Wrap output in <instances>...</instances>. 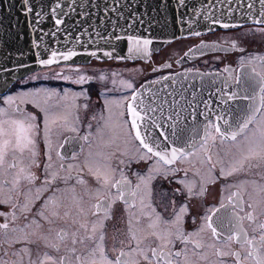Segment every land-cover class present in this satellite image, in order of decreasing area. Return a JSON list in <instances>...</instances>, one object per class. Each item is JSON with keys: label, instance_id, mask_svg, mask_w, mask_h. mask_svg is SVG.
Masks as SVG:
<instances>
[{"label": "flooded vegetation", "instance_id": "obj_1", "mask_svg": "<svg viewBox=\"0 0 264 264\" xmlns=\"http://www.w3.org/2000/svg\"><path fill=\"white\" fill-rule=\"evenodd\" d=\"M199 45L206 47L196 55L184 56L187 50ZM258 57H264V25H244L172 39L143 60L90 58L82 63L50 64L26 72L14 80L0 93V108L11 112L12 108L19 106L37 117V155L35 164L30 169L37 179L33 184L22 180L13 188L12 181L18 167L27 165L31 154L28 151L23 155L19 152L9 153L4 169H0V181L6 182V187L0 191V201H4L0 202V213H3L0 215V225L8 224L7 230L0 229V257L10 262L15 261L17 257L12 253L27 247L31 251V259L37 264H40L45 253L53 258L54 264H60L62 258L65 264H77L76 257L87 255L89 249L95 246V241L84 240V243H80L79 240L91 234L93 223L100 219H103V228L96 224L95 240H98L102 232L107 254L115 257L120 249L127 250L125 245L128 242L130 221L133 231L141 229L137 235L143 236L152 231L147 225L159 214L161 219L156 231H174L171 222L175 220L180 208L186 206L187 210L182 215L179 226L186 234L194 233L205 223L204 218L212 215L210 210L220 209L213 220L227 215L226 209H231L228 198L233 193H239V197L234 198L233 202L236 199L243 200L244 210L240 215L253 212L255 217L254 222L245 219L243 227L250 236H258L259 232L254 233L252 229L264 223V191L261 190L264 186V160H253L250 162L252 167L246 166L244 170L232 175L226 173L233 160L239 158L241 151L246 148L244 136H252L254 132L259 135L257 130L264 129V109L256 114V120L249 124L245 134L233 141L216 133L215 127L209 126H218L217 117L204 113L201 105L194 110L193 106L182 103L174 108L167 104H156L155 111H151L145 102H141L142 107L138 111L143 120L138 121V124L144 133L170 131L175 134H190L204 125L203 135L192 144L193 147L184 149L190 154L178 158L170 165L158 162V157L151 154H148L149 159L140 158L146 150L135 138V130L131 127L132 117L127 111L132 94L141 86L179 72H217L236 81L238 70L243 66L264 71V61ZM82 76L85 78L83 81L80 80ZM128 83L132 88L125 86ZM149 91L157 92L156 89ZM36 93L39 95L36 96ZM22 96L35 100L40 107H35L33 103H21ZM9 97L16 98L11 107L6 103ZM152 98L159 102L166 99L164 96ZM41 109H46L56 117L67 115L76 131H67L62 126V120L50 123L49 148L45 142L44 112ZM202 116H205V120L201 123ZM206 126L211 136L207 139V146L201 147ZM229 130L228 123H225V128H221L222 133ZM57 151L64 157L63 160L57 157ZM49 154L51 161L48 160ZM13 160L18 167L9 169L8 165ZM49 163L52 165L49 171H57L59 176L53 183L45 185L42 182L46 176L45 166ZM61 164L65 170L60 169ZM69 165L73 166L70 171L67 170ZM98 167L102 173L108 171L113 182L119 180L123 173L130 181L129 185H125L126 188L135 189L137 184L140 185L134 207H129L125 202L132 201L130 196L121 200L117 198L116 188L101 187L102 181L98 183L93 175ZM157 168L160 169L159 172L155 171ZM149 175L154 178L148 180ZM65 177H69L67 182ZM140 177L145 178L144 183ZM77 178L85 183H78ZM37 189H40L39 193ZM50 197L56 200L58 206L49 203L44 208ZM26 202L30 210H22ZM101 202L110 203V218L104 219L103 213L97 211L95 205ZM222 202L226 208L220 207ZM149 204L151 207H147ZM249 204L253 207L249 208ZM41 210L44 211L43 217L38 215ZM53 211L59 215L53 217ZM65 212L68 213L67 216ZM137 218L139 224H136ZM32 221L36 223L33 224ZM82 224L86 225L87 232L81 227ZM25 225L29 227L25 228ZM12 229L16 231L13 232ZM33 232L36 235H29L33 243H12L22 238L24 233ZM73 234L76 244H73ZM40 236L47 237V240L38 239ZM198 239L208 245L216 238L206 230L199 237H192L187 245L188 249H193ZM46 243L58 247H46ZM183 247L177 242L173 251ZM231 248L233 251H240L238 244L233 243ZM202 251L207 253V260L192 256L189 252L193 264H210L217 260L214 249L205 247ZM223 259L226 264H235L231 257ZM53 261L47 264H53ZM23 264H29L28 256H24ZM246 264H254V261L248 260Z\"/></svg>", "mask_w": 264, "mask_h": 264}, {"label": "water", "instance_id": "obj_2", "mask_svg": "<svg viewBox=\"0 0 264 264\" xmlns=\"http://www.w3.org/2000/svg\"><path fill=\"white\" fill-rule=\"evenodd\" d=\"M244 25H264V0H27V4L0 0V93L26 72L50 65L42 61L52 59L53 52L57 55L52 64L90 58L143 60L172 39ZM130 36L151 41L147 55L129 53ZM205 47H192L184 56L196 55ZM69 52L75 55L63 59ZM250 73V68H240L238 84L217 72H179L141 86L132 96L151 111L156 104L174 108L182 103L194 110L201 105L204 113L217 117L220 128L225 123L235 128L249 105H259L258 89L245 92ZM244 95L250 98L242 99ZM153 96L166 99L159 102ZM204 120L202 116L200 122ZM202 126L190 134L150 135L158 138L162 150L186 149L203 135Z\"/></svg>", "mask_w": 264, "mask_h": 264}, {"label": "snow or ice", "instance_id": "obj_3", "mask_svg": "<svg viewBox=\"0 0 264 264\" xmlns=\"http://www.w3.org/2000/svg\"><path fill=\"white\" fill-rule=\"evenodd\" d=\"M24 2L25 4H27V0H24ZM181 2H183V0H181ZM27 11L30 12L31 8L29 7ZM59 23H62V21L57 20V24ZM257 23H260V21H257ZM224 26L227 27V25ZM117 39H120V37H117ZM128 40L131 45L129 48L130 54L143 53L147 55L148 46L151 44L150 40H141L139 38L131 36L128 37ZM56 55L57 54L53 52L52 59L42 61V63H54L56 60ZM73 55H75V53L69 52L67 55H63V59L67 60ZM258 59L264 61V57H258ZM84 79L85 78L83 76L80 77L81 81H83ZM101 79H104V77H101ZM236 82L240 84L241 79L237 78ZM244 83L247 85L245 88V92H247L248 89H252L255 93L258 89L260 101L259 105H249L247 114L241 120H238L236 122L235 128H233L232 125H229L230 130L227 132L222 133L219 126L209 125L211 127H215L216 133L221 134L223 137L230 138L233 141H235L238 136L245 134L249 124H252L256 120V114L264 109V71H257V69L253 67L251 69V73L247 76V79L244 81ZM125 86L129 89L132 88V85L130 83L125 84ZM35 95L38 96L39 93H36ZM241 98L249 99L250 97L248 95H244ZM251 98L254 99L255 97L253 96ZM15 100L16 98L9 97L6 103H8L11 107L15 104ZM20 100L21 103H33L35 107H40V105L35 100H28L23 96L20 97ZM137 100V96L133 95L131 97V102L127 105V111L132 117L131 127L135 130V138L139 140L140 146L146 150V152L140 158L145 160L149 159L150 157L148 156V154H151V156L153 157H158V162L163 161L164 164L170 165L174 163L178 158L190 154L186 153L182 147H173L170 151L162 150L158 138L154 139L150 134H145L142 136L140 125L138 124V121L143 120L140 111H138V108L142 107V103H137ZM41 111L44 112L43 122L45 142L49 148H51V128L49 127L50 123L55 124L57 120H62V126L67 131H76V128L70 124L67 115L56 117L50 115L46 109H41ZM36 120L37 117L34 114L25 112L19 106L12 108L11 112L0 108V169H4L6 158L8 157L10 152H19L21 155H23L25 151H28L31 154L30 162L24 167H18V164L15 160H13V162L8 165L9 169H15L18 167V172L14 175L12 181L13 188H16L22 180L28 182L29 184H33L37 179L35 174L30 170L32 165L35 164V157L37 155L35 150V136L37 134L38 124L36 123ZM262 122H264V114H262ZM207 127L208 126H206L205 139L201 144V147L207 146V139L209 136H211V134L207 131ZM257 131L259 135L254 132L252 136H244V143L246 144V148L245 150L241 151L239 158H235L233 160L230 170L226 173L227 175H232L237 171H242L246 166L252 167L253 165L250 162L253 160H264V129H258ZM160 135H164V133H160ZM173 135H175V133H173ZM211 138L213 140L215 139V137ZM84 139L86 140L87 137H84ZM165 139H168V137H165ZM62 146L63 145H61V147ZM188 147L191 148L193 147V145L189 144ZM57 157L61 160L64 159L59 151H57ZM51 159L52 157L49 154L48 160L51 161ZM121 163H123V161H121ZM256 166H258V164ZM51 167V163L45 166L46 176L44 181L42 182L45 185L53 183L59 176V173L57 171H49ZM72 167V165H69L67 170L70 171ZM60 169L65 170L63 164L60 165ZM89 171H92L91 167H89ZM155 171L159 172L160 169L157 168L155 169ZM223 171L224 170L222 169V172ZM93 175L96 177L98 183L102 181V188H107L109 186L111 188H116L117 198L124 200L126 196H130L132 198V201L129 202L126 200L125 202L129 204V207L135 206V198L137 197L138 190L140 188L139 184L136 185L135 189L126 188L125 185H129L130 181L123 175V173H121V178L119 180L113 182L110 178L109 172L105 171L102 173L99 167L96 169ZM68 178L69 177L64 178L65 182H67ZM153 178L154 177L152 175H149L147 179L151 180ZM140 180L142 183L145 182L144 177H140ZM77 182L80 184L85 183L79 178H77ZM5 187L6 182L0 181V191H3ZM261 190L264 191V186H262ZM36 191L37 193H39L40 189H37ZM189 191H191V189H189ZM110 195L111 194L109 193V196ZM238 197L239 193H233L231 196H229L228 200L231 204V209H226V216L221 215L213 220L216 212H219L220 209L210 210L212 212V215L206 216L204 218L205 223L202 224L200 228L194 233L186 234L179 226L182 215L187 210L186 206L180 208V211L176 215L175 220L171 222L173 227L175 228L174 231L172 229L156 231L161 219L159 214H157L155 219L151 220V222L147 225V228L151 229L152 231L143 236L137 235V232L141 231V229H136V231H133L132 223L130 221L128 242L125 245V248H127V250H124L123 248L120 249L115 257H110L107 254L103 245L105 237L102 232L99 235L98 240H95V233L97 230L96 224H99L100 228H103V219H100L93 223L91 234H88L79 240L80 243H84V240L95 241V246L89 249L87 255L77 256V264H193V261L189 257V252H191L192 256H199L200 259L207 260V253L202 251L205 247L215 250L214 254L217 257V260L210 262V264H226V260L223 259L226 257L233 258L235 264H246L248 260L254 261V264H264V223H260L252 229L254 233H256L257 231L259 232L258 236H250L248 231L243 227V222L245 221V219L250 222H254L255 217L253 215V212H247L243 216L240 215V212L244 210L243 200L236 199V202H233L234 198ZM49 203L53 204V206H58L56 204V200L50 197L49 200L45 202V205L43 207L47 208V205ZM141 204H143V200H141ZM95 207L97 208V211L103 213L104 219L110 218V203L101 202L95 205ZM147 207H151V205L149 204L147 205ZM220 207L226 208L223 202L221 203ZM248 207L252 208L253 205L249 204ZM22 210H30L27 202L23 205ZM153 211L155 210L153 209ZM0 215H3V213H0ZM38 215L43 217L44 211L41 210ZM51 215L53 217H56L59 215V213L53 211ZM67 215L68 213L65 212V216ZM145 215L150 214L145 213ZM15 218L16 217L13 214V219ZM44 218L47 219V217ZM32 223L35 224L36 221H32ZM49 223H51V221H49ZM139 223V218H137L136 224ZM27 227H29V225H25V228ZM37 227H39V225H37ZM81 227L85 228V231L87 232L86 225L82 224ZM0 229L7 230L8 224L5 223L0 225ZM206 230L210 231L211 236L216 238L215 241L212 244L205 245L201 242V240L198 239L195 241L194 248L191 250L188 249L187 245L192 241V237H199L200 234ZM12 231L15 232L16 229H12ZM20 231L24 232V229H21ZM49 231H51V229ZM29 235L34 236L36 235V233H24V236L22 238H18L12 241V243H20L22 241L26 244L33 243L34 241L29 239ZM73 235V244H76L77 240L75 239V234ZM150 238H154V240ZM38 239H43L46 241L47 237L40 236L38 237ZM177 242H180L184 247L181 250L173 251ZM121 243H123V241ZM233 243L238 244L240 251L232 250L231 245ZM153 244H155V246H153ZM9 246H11V244ZM45 246H51L54 248L58 247V245H49L47 243L45 244ZM5 254L7 255V253ZM12 255L16 256L17 260L10 262L0 257V264H23L24 256H28L29 264H37L36 261L31 259V251L27 247L19 249L17 252L12 253ZM49 261H53V258L45 253L43 255V258L40 260V264H47V262ZM60 264H65L63 258L61 259Z\"/></svg>", "mask_w": 264, "mask_h": 264}]
</instances>
